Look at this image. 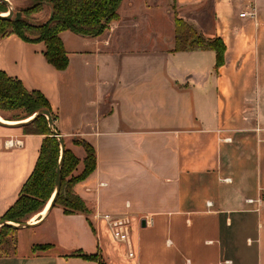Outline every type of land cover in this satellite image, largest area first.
Returning a JSON list of instances; mask_svg holds the SVG:
<instances>
[{
    "label": "crops",
    "instance_id": "1",
    "mask_svg": "<svg viewBox=\"0 0 264 264\" xmlns=\"http://www.w3.org/2000/svg\"><path fill=\"white\" fill-rule=\"evenodd\" d=\"M207 2L211 25L197 12ZM172 3L199 32L224 40L218 70L213 50L173 51L171 0H123L120 19L99 36L62 31L63 70L48 62L43 41L0 39V69L48 98L55 128L81 160L75 172L86 151L74 138L97 155L95 170L74 185L89 213L55 206L35 215L21 228L28 240L19 235L0 264H69L77 251L105 264H264V0ZM43 140L0 125V217ZM105 213L131 217L130 246L114 238ZM46 243L53 247L32 250Z\"/></svg>",
    "mask_w": 264,
    "mask_h": 264
},
{
    "label": "trees",
    "instance_id": "2",
    "mask_svg": "<svg viewBox=\"0 0 264 264\" xmlns=\"http://www.w3.org/2000/svg\"><path fill=\"white\" fill-rule=\"evenodd\" d=\"M20 10V19L0 17V39L17 34L28 42L46 44L45 56L49 63L63 70L69 65V57L60 33L71 30L83 36H99L109 28L112 20L118 19L122 0H25ZM8 5L0 0V11L6 12ZM48 8L50 16L43 21H31L28 17ZM175 47L173 51L205 49L216 53L215 69L225 63L226 44L219 36L207 37L196 27L175 13ZM49 109L54 121L57 114L51 107L48 98L40 90L28 89L21 79L9 75L0 69V114L7 120H23L40 109ZM14 111L11 116L6 112ZM25 133L43 134L39 158L30 177L24 183L16 202L0 217V220L22 223L33 214L41 212L49 203L54 191L57 168L61 156V143L52 132L46 115H39L24 124ZM73 141L83 146L86 156L82 171L76 173L80 158L73 150H65L62 166V182L60 192L53 207L61 206L67 214L89 213L84 199L75 192L74 185L85 179L97 166L96 150L85 139L74 138ZM19 228L10 225L0 226V256L15 253L17 240L10 239L7 234ZM53 244H35L33 251L49 250ZM77 256L85 259L99 260L97 254H85L77 251Z\"/></svg>",
    "mask_w": 264,
    "mask_h": 264
},
{
    "label": "water",
    "instance_id": "3",
    "mask_svg": "<svg viewBox=\"0 0 264 264\" xmlns=\"http://www.w3.org/2000/svg\"><path fill=\"white\" fill-rule=\"evenodd\" d=\"M4 1L6 2V4L8 5L9 8H8V13L6 15L2 14L3 12H0L1 18H12L13 16L15 17V19L22 18L23 12L21 10H18L15 12L11 1L10 0H4ZM39 115H46L47 116V118L49 120V126H50L52 132H54V134L59 138V141L61 143V148H62L61 156H60V160H59V164H58V168H57L55 191H54V193L50 199V201H51L50 205H49L46 213H42L43 210L41 212H39V216L44 218L50 212V210L53 208L54 202H55V200H56V198L60 192V189H61L62 166H63L64 155H65V150H66L65 140H64L63 136L61 135V133L58 132L57 129L55 128V121L51 115V112L49 109H46V108H43V109L36 111L29 118H26L23 120H18V121H15L14 123H8V122L0 119V125L9 126V127H22L24 124H27L28 122H30L31 120H33L35 117H37ZM35 218H33L32 220H35ZM32 220H29V221L24 222V223H15L13 221L0 220V226L10 225L12 227H16V228L21 229V228L28 227V226L32 225L33 224ZM141 224H142V226H146V224H147L146 219H142Z\"/></svg>",
    "mask_w": 264,
    "mask_h": 264
},
{
    "label": "rangeland",
    "instance_id": "4",
    "mask_svg": "<svg viewBox=\"0 0 264 264\" xmlns=\"http://www.w3.org/2000/svg\"><path fill=\"white\" fill-rule=\"evenodd\" d=\"M11 1V3H12V6H13V8H14V11L16 12V11H18V10H20V8L22 7V6H24L23 4H21L20 2H18V0H10ZM123 1V0H122ZM122 3V2H121ZM121 6V5H120ZM171 6L173 7V9L175 10V13H177L178 14V11H177V8H176V5L175 4H173L172 3V0H171ZM202 7H204V9L203 8H199L198 10H197V12H198V15H199V18H200V20L202 19L203 21H205V19H207V23L209 24V25H211L212 24V21H213V12H212V9H211V7H210V3L209 2H207L206 4H205V6H202ZM120 8V7H119ZM1 12V11H0ZM5 13H8V10L5 12ZM50 16V11L48 10V8H46L45 10H43V11H41V12H38V13H35V14H33L32 16H30V17H28V20H31V21H43V20H46L48 17ZM178 16H179V14H178ZM14 17V16H13ZM180 17V16H179ZM118 19H120V14H119V17H118ZM118 19H115V20H118ZM114 20H112L111 21V23L113 22ZM111 23H110V26H111ZM110 26H109V28L108 29H106L104 32H106L107 30H109L110 29ZM174 26H175V15H174ZM197 29V28H196ZM204 30H202V34H204V32H203ZM103 32V33H104ZM102 33V34H103ZM205 35V34H204ZM206 36V35H205ZM14 113V111H8V112H6V115H8V116H11L12 114ZM0 116H2L1 114H0ZM3 118H5V117H3ZM65 140V139H64ZM71 144H72V141H69ZM65 143H66V140H65ZM73 143L75 144V145H77L74 141H73ZM66 146H67V143H66ZM67 148H68V146H67ZM37 214H39V212L38 213H35V214H33L28 220H26V221H24V222H27V221H29V220H32L33 218H34V216L35 215H37ZM24 222H22V223H24ZM21 231H24V232H21ZM19 235H21V237H22V235H23V242L25 243L26 242V240H28L27 238H28V236H29V232L27 231V230H23V229H18L17 231H15V232H11V233H8L7 234V236L10 238V239H16L17 240V243L19 242ZM33 250V249H32ZM34 252H36V251H34ZM82 261H84L83 260V258L81 257V256H74V257H71V258H69V264H77V263H82Z\"/></svg>",
    "mask_w": 264,
    "mask_h": 264
},
{
    "label": "built area",
    "instance_id": "5",
    "mask_svg": "<svg viewBox=\"0 0 264 264\" xmlns=\"http://www.w3.org/2000/svg\"><path fill=\"white\" fill-rule=\"evenodd\" d=\"M246 13H242V15H245ZM255 15V12L252 13ZM9 145L18 144L20 145L21 142L17 140H10L8 142ZM102 185H105V183H102ZM250 202H253V199H249ZM260 200H258V203ZM105 219H107L110 229L112 231V234L114 238L120 242L126 243L127 245H131V217L128 215H116L112 213H105L103 215ZM171 243V240L168 241ZM135 252L133 249H130L128 251L129 256H134Z\"/></svg>",
    "mask_w": 264,
    "mask_h": 264
},
{
    "label": "bare ground",
    "instance_id": "6",
    "mask_svg": "<svg viewBox=\"0 0 264 264\" xmlns=\"http://www.w3.org/2000/svg\"><path fill=\"white\" fill-rule=\"evenodd\" d=\"M2 14L6 15L7 13L3 12ZM0 119L6 121V122H8V123H14V122H15V121H12V120H6V119H4V118L1 117V116H0ZM50 202H51V201H49V203H48L47 206L44 208V210L42 211V213H46V212H47V209H48V207H49V205H50ZM34 221H35V220H34Z\"/></svg>",
    "mask_w": 264,
    "mask_h": 264
}]
</instances>
